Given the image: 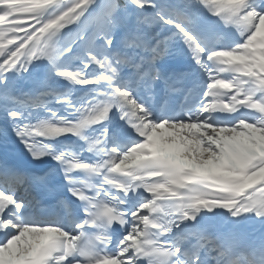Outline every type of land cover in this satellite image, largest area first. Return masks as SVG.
<instances>
[{"label":"snow or ice","instance_id":"6c2138e0","mask_svg":"<svg viewBox=\"0 0 264 264\" xmlns=\"http://www.w3.org/2000/svg\"><path fill=\"white\" fill-rule=\"evenodd\" d=\"M0 264H264V0H0Z\"/></svg>","mask_w":264,"mask_h":264}]
</instances>
